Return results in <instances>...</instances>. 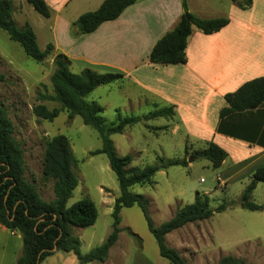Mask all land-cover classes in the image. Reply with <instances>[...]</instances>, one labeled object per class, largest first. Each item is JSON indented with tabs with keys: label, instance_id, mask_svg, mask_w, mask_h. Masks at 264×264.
<instances>
[{
	"label": "trees",
	"instance_id": "obj_1",
	"mask_svg": "<svg viewBox=\"0 0 264 264\" xmlns=\"http://www.w3.org/2000/svg\"><path fill=\"white\" fill-rule=\"evenodd\" d=\"M33 9L44 17H50L51 9L45 0H25ZM136 0H103L91 11L81 13L73 22L75 33L85 34L94 31L102 22L117 18L121 12ZM239 8L247 9L252 0H231ZM183 13L173 29L163 34L154 44L149 61L154 64H185L187 40L193 27L204 34L219 31L229 23L225 16L199 18L187 9L186 0H181ZM0 28L10 40L17 42L27 56L42 61L51 55L54 46L47 43L44 49L38 46L36 34L26 22L17 26L13 19L12 0H0ZM54 66L50 77L52 94L39 92L40 103L33 106V113L42 119L53 120L61 111L67 113L69 120L80 116L83 123L98 132L101 147L90 151V154L103 153L114 172L119 185V194L114 198L111 210L112 229L98 245L86 252L80 250V239L72 231L73 227H88L95 223L97 208L89 196H83L67 205L78 184V178L72 169L73 155L69 139L57 134L47 139L42 159L44 178L53 180V198L44 200L35 186L24 177L23 149L13 135L14 126L8 117L6 108L0 103V223L11 231L20 233L22 239L21 254L15 264H44L43 260L55 251L72 252L80 263L105 262L109 250L124 230L142 248V239L128 226L121 227L120 212L123 208L137 206L145 219L147 229L153 236L159 255L171 264H186L180 252L167 245L166 234L187 223L210 218L214 211H222L225 205L209 207V197L195 192L192 203L180 207L168 220L156 225L149 213V202L142 194L133 193V185L151 184L157 170L155 165L142 167L131 166L132 154H118L111 134L122 133L128 125L143 119L174 115L173 106L156 108L143 116H126L116 122L106 124L101 113L104 107L97 101H87L86 97L100 85L121 82L124 73L110 71L99 73L90 68L79 72L70 69V59L62 52H55L52 57ZM225 106L219 110V119L235 112H243L258 107L264 101V76H259L241 84L236 90L223 96ZM44 101H54L58 106L49 108ZM217 130H221L220 125ZM192 159L204 158L212 168H218L226 159L227 152L213 141L204 143V147L194 150ZM162 160V158L160 159ZM188 160H167L164 165H184ZM258 182H264V166L254 170L249 183L241 193L238 203L248 210H261L262 205L251 198L252 191ZM55 246V249H54ZM215 264H251L243 258L230 255L222 256Z\"/></svg>",
	"mask_w": 264,
	"mask_h": 264
},
{
	"label": "crops",
	"instance_id": "obj_2",
	"mask_svg": "<svg viewBox=\"0 0 264 264\" xmlns=\"http://www.w3.org/2000/svg\"><path fill=\"white\" fill-rule=\"evenodd\" d=\"M45 1L51 9L50 17L46 18L52 22L53 37L47 43L53 44L57 52L70 59L72 71L73 68L75 72L84 68L96 72L120 71L124 73L121 82L141 91L138 101L148 105L149 111L173 106L178 125L169 127L182 130L190 141H213L223 148L227 157L216 168L218 186L243 192L254 170L264 166V101L254 109L235 112L222 120L219 119V110L226 104L224 94L236 90L248 80L264 76V0H252L247 9L239 8L231 0L227 3L226 0H186L187 9L193 15L199 18L225 16L229 23L211 34L193 27L185 49L187 61L176 65L154 64L148 57L156 41L173 29L180 19L183 13L181 0H136L117 18L104 21L94 31L85 34L75 33L72 22L81 13L95 10L103 0ZM60 31L63 34L59 38ZM127 98L129 104L136 103L132 97ZM219 125L220 131L217 130ZM257 190H264V182L256 184L252 196ZM109 204L108 213L112 201ZM249 211H264V206L261 210ZM249 215L260 217L259 214ZM204 220L187 223L167 233L166 243L182 252L186 259L189 255L183 252V247L187 243L179 230L200 223L204 233L214 239L212 225L201 226ZM234 224L236 222H226L229 230ZM252 231L255 232L253 235L240 241L257 240L264 254L263 241H258L263 235L258 230ZM173 236L176 243L170 241ZM220 244L213 242L219 249ZM115 245L111 246L105 262L83 264H171L159 255V251L158 256L151 258L144 246L137 249L136 246L122 248ZM21 249L20 233L0 223V264H15ZM114 249H118V256L112 255ZM53 255L57 257L53 259ZM237 258L245 259L242 255ZM245 261L249 263L247 259ZM43 263L82 264L72 252L62 251L60 254V250L47 256Z\"/></svg>",
	"mask_w": 264,
	"mask_h": 264
},
{
	"label": "rangeland",
	"instance_id": "obj_3",
	"mask_svg": "<svg viewBox=\"0 0 264 264\" xmlns=\"http://www.w3.org/2000/svg\"><path fill=\"white\" fill-rule=\"evenodd\" d=\"M12 3L16 25L20 27L28 22L36 34L38 46L44 49L45 44L53 39L52 22L25 0H12ZM62 34L60 31L57 36L60 38ZM55 52L54 48L52 54L44 60H33L0 28V103L6 108L14 126L13 135L23 149L24 177L35 186L44 200L53 198V180L44 178L42 174L45 142L57 134H63L69 139L73 155L72 169L78 178V184L67 205L83 196H89L97 208V218L93 225L72 229L80 239V250L86 252L100 244L112 229L111 212L108 213L109 202L113 203L119 194V185L107 157L103 153H89L101 147V139L95 129L83 123L80 116L69 120L67 113L61 111L57 117L48 121L33 113V106L40 103L38 93H53L50 77L54 69L52 57ZM141 95L137 87L119 81L98 86L87 95L86 100H95L101 104L104 107L101 115L106 124H110L126 116H143L148 113L151 108L138 101ZM129 96L136 103L129 104ZM43 103L49 108L58 106L54 101ZM173 125H178L174 115L143 119L128 125L122 133L111 134L110 138L118 154L133 155L131 166H157L151 184L133 185L130 190L147 198L149 213L156 225L168 220L183 205L192 203L196 191L209 197V207L212 209L225 205L224 210L214 211L211 218L201 223L203 227L208 223L212 225L214 239L204 233L203 228L199 227L200 223H193L179 230L183 232L187 243L183 247V252L189 255L185 256L186 264L216 263L221 255H242L252 264L264 262V254L257 240L240 241L241 238L253 235L255 232L252 230H258L263 235L258 241H263L264 244V211L252 213L236 206L235 202H238L242 190L220 188L215 178L216 169L211 167L209 161L190 157L194 150L204 147V143L190 141L182 130H172L169 127ZM184 157L188 160L186 166L164 165L167 160ZM251 198L264 206V190L255 191ZM249 214H259L260 217ZM120 216L119 225L128 226L140 236L141 246H144L151 258L153 255L158 256L157 244L147 229L141 210L137 206L123 208ZM230 221L236 224L229 230L226 222ZM213 240L221 243L220 249L214 247ZM170 241L176 243L175 237ZM115 244L114 247L121 245L122 248H129L135 247L136 243L122 230ZM117 251L118 249L112 250V255L118 256ZM180 254L183 255L182 252ZM56 257L57 255L52 256L53 259Z\"/></svg>",
	"mask_w": 264,
	"mask_h": 264
},
{
	"label": "built area",
	"instance_id": "obj_4",
	"mask_svg": "<svg viewBox=\"0 0 264 264\" xmlns=\"http://www.w3.org/2000/svg\"><path fill=\"white\" fill-rule=\"evenodd\" d=\"M201 181H203V178H201Z\"/></svg>",
	"mask_w": 264,
	"mask_h": 264
},
{
	"label": "water",
	"instance_id": "obj_5",
	"mask_svg": "<svg viewBox=\"0 0 264 264\" xmlns=\"http://www.w3.org/2000/svg\"><path fill=\"white\" fill-rule=\"evenodd\" d=\"M54 249H55V246H54Z\"/></svg>",
	"mask_w": 264,
	"mask_h": 264
}]
</instances>
